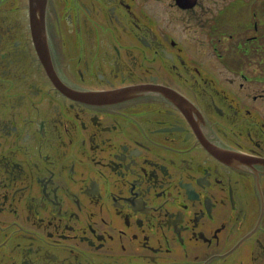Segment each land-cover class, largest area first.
<instances>
[{"label":"flooded vegetation","instance_id":"af4514ba","mask_svg":"<svg viewBox=\"0 0 264 264\" xmlns=\"http://www.w3.org/2000/svg\"><path fill=\"white\" fill-rule=\"evenodd\" d=\"M27 8L0 0V264H264V0H47V55Z\"/></svg>","mask_w":264,"mask_h":264},{"label":"rangeland","instance_id":"374dc122","mask_svg":"<svg viewBox=\"0 0 264 264\" xmlns=\"http://www.w3.org/2000/svg\"><path fill=\"white\" fill-rule=\"evenodd\" d=\"M194 34H195V30L194 31L190 30V35L192 36Z\"/></svg>","mask_w":264,"mask_h":264}]
</instances>
